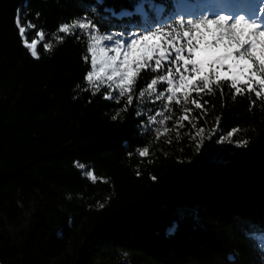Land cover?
Instances as JSON below:
<instances>
[{"label":"trees","instance_id":"obj_1","mask_svg":"<svg viewBox=\"0 0 264 264\" xmlns=\"http://www.w3.org/2000/svg\"><path fill=\"white\" fill-rule=\"evenodd\" d=\"M133 3L0 0V264H264L246 235L264 228V101L233 99L225 85L223 97L218 89L203 95V109L189 105L196 129L174 126L175 103L165 125L150 124L165 102L138 98L146 79L127 107L126 98H103L106 85L93 95L87 38L59 33L61 43L53 35L85 15L101 32L123 30L127 22L105 19L103 8ZM18 15L36 25L29 42L42 29L51 51L41 44L39 59L31 56ZM232 129L239 131L231 139L246 146L230 143L216 161L197 147Z\"/></svg>","mask_w":264,"mask_h":264},{"label":"snow or ice","instance_id":"obj_2","mask_svg":"<svg viewBox=\"0 0 264 264\" xmlns=\"http://www.w3.org/2000/svg\"><path fill=\"white\" fill-rule=\"evenodd\" d=\"M97 2L102 5V0ZM261 3L262 0H243L232 14L192 16L185 9V0H173L171 9L158 0H134L131 8H122L118 12L103 8L105 19L110 17L127 22L123 30L101 32L98 24L85 15L71 24L61 23L58 33L53 35L61 43L64 37L59 33L76 36L77 40L87 38L83 59L90 64V70L85 79L95 89L93 95L99 92L101 85H106L108 92L103 98L115 103L126 98L127 107L133 102L132 93L137 82L146 79L138 98L142 100L147 95L151 103L165 102L162 109L148 117L149 123L165 125L172 119L174 109L171 106L175 103L181 114L174 126L179 129L184 127L183 121H188L192 129H196L192 120L199 117L190 115L193 108L189 105L203 109L208 103H201L203 95L214 94L218 89L223 97L225 85L233 99L254 94L264 101V7H258ZM90 11L93 15L98 14L95 6ZM240 12L244 14H238ZM15 23L23 46L33 58L39 59L38 45L42 44L46 52L53 49V43L45 42L44 30L36 31L29 42L27 29L36 25L30 21L22 25L19 15ZM158 85L165 87L159 90ZM113 92L118 95L114 96ZM250 104L254 106L255 101L250 99ZM141 114L138 112L137 116ZM157 117L162 119L157 121ZM218 128L217 123L214 135ZM156 131L159 133L160 129ZM237 131L239 129H232L227 135H219L218 142L246 146L247 140L231 139ZM203 132L200 128L193 139L202 136ZM147 153V148L139 151L142 157ZM88 176L95 179L91 172ZM173 230L174 226L169 229ZM246 235L257 242L264 259V228L251 226ZM227 259L233 261L234 257L229 255Z\"/></svg>","mask_w":264,"mask_h":264},{"label":"rangeland","instance_id":"obj_3","mask_svg":"<svg viewBox=\"0 0 264 264\" xmlns=\"http://www.w3.org/2000/svg\"><path fill=\"white\" fill-rule=\"evenodd\" d=\"M220 3H222V2H220ZM218 10H219V14H222L220 12V9H218ZM190 11H191V9H190ZM39 46L40 45H38V48H39ZM38 48H37V50H38ZM206 141L205 142L202 141L200 143L199 148L203 152L204 156L207 159H210V160H213V161L221 159L223 157V153H222L223 151L222 150L224 148L230 146V143H228V142H224V143L218 142V138L217 137L212 142H208V141L206 142Z\"/></svg>","mask_w":264,"mask_h":264},{"label":"bare ground","instance_id":"obj_4","mask_svg":"<svg viewBox=\"0 0 264 264\" xmlns=\"http://www.w3.org/2000/svg\"><path fill=\"white\" fill-rule=\"evenodd\" d=\"M219 2H223V0H218ZM185 9L189 12L190 11V9H191V7L190 6H188V5H185Z\"/></svg>","mask_w":264,"mask_h":264}]
</instances>
